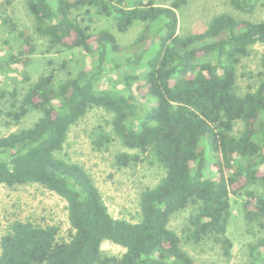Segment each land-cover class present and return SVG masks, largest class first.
Returning a JSON list of instances; mask_svg holds the SVG:
<instances>
[{
  "label": "trees",
  "instance_id": "1",
  "mask_svg": "<svg viewBox=\"0 0 264 264\" xmlns=\"http://www.w3.org/2000/svg\"><path fill=\"white\" fill-rule=\"evenodd\" d=\"M24 1L31 30L0 18L8 34L0 36L6 51L0 70L16 66L17 81L26 86L0 87V103L6 125H18L33 110L39 116L0 136V184H38L56 193L66 202L68 227L33 216L8 219L0 264H219L196 262L183 244L210 240L231 257L232 220L240 219L248 233L254 226L264 230V18L223 12L203 30L181 35L177 9L186 0ZM230 4L252 14L264 0ZM102 18L119 32L136 23L143 28L125 47L111 29L91 27ZM256 45L257 80L238 91V66ZM53 51H79L89 64L57 81V71L67 68L63 60L31 80L32 56ZM92 109L110 116L111 131L99 127L91 136L96 149L118 140L136 152L117 153L116 166L152 158L162 170L154 185L139 190L135 221L114 217L90 173L60 156L71 128ZM185 210L181 236L169 223ZM106 240L124 251L105 253ZM247 246L256 264L264 256V234Z\"/></svg>",
  "mask_w": 264,
  "mask_h": 264
},
{
  "label": "rangeland",
  "instance_id": "2",
  "mask_svg": "<svg viewBox=\"0 0 264 264\" xmlns=\"http://www.w3.org/2000/svg\"><path fill=\"white\" fill-rule=\"evenodd\" d=\"M6 2L7 0H0V18L11 17L19 27L31 30L32 21L26 10L25 1L8 0ZM223 12L252 21H259L264 18V7L261 6L254 13L249 14L235 10L230 4V0H186L177 9L178 32L184 35L188 32L201 31L214 15ZM2 27L0 23V36L7 37L8 34ZM91 27L111 29L119 44L126 47L138 38L143 25L136 23L127 31L119 32L111 20L102 18L94 19ZM38 44L40 49L43 48L44 43L41 39L38 40ZM134 49L140 51V46H135ZM260 50L261 47L256 45L252 52L241 60L238 66V91L246 90L249 84H253L257 80V73L260 71L258 61ZM5 54V46L0 42V64L3 63L2 57ZM63 60L68 63L67 68L57 71L55 78L57 81L64 80L68 74L75 75L84 62L89 64L87 57L79 51L72 54L68 52L55 53L54 51L47 54L36 53L32 56L27 72L31 80H35L38 75L47 72L51 67H59ZM9 68L8 70H0V87L12 90L17 82L16 85L22 91L26 84L17 81L22 80L19 69L14 65H10ZM133 72L139 73L141 70H134ZM113 78L118 77L113 75ZM134 89L136 90L135 87ZM135 92L136 94L140 93ZM1 103L0 136L18 128L32 125L39 116V112L33 110L18 125H6L4 117L6 107ZM109 120L110 116L106 112L101 109H92L77 125L71 128L60 156L81 164L90 173L114 217H123L135 221L138 217L137 198L139 190L154 185L162 175V170L150 161L152 158L144 159L143 162H138L136 166H116L114 157L117 153L134 154L136 152L122 147L118 140H114L108 149L105 147L96 149L92 144L91 136L100 131L99 127L106 132L111 131L107 123ZM256 188L260 190L258 186ZM234 212H236V208ZM188 215L189 210L180 211L172 215L170 219L169 226L181 236H183V229L187 225ZM14 216H33L43 219V221L60 224L63 229L68 227L66 202L56 193L38 184L24 185L13 189L0 184V233L7 220ZM263 234L264 230L260 231L257 226H254L251 233H248L241 220L236 218L228 227V235L233 244L231 257H224L219 246L210 240L197 245L183 244V248L194 257L196 262L213 260L219 264H250L247 245ZM101 248L108 254H119L124 251L123 247L107 240L103 241ZM256 264H264V256H261Z\"/></svg>",
  "mask_w": 264,
  "mask_h": 264
}]
</instances>
